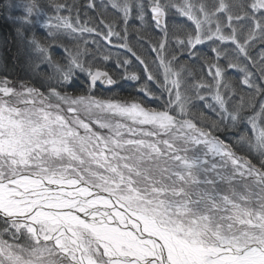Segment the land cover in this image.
<instances>
[{
    "label": "snow or ice",
    "instance_id": "obj_1",
    "mask_svg": "<svg viewBox=\"0 0 264 264\" xmlns=\"http://www.w3.org/2000/svg\"><path fill=\"white\" fill-rule=\"evenodd\" d=\"M4 7L0 264H264V0Z\"/></svg>",
    "mask_w": 264,
    "mask_h": 264
},
{
    "label": "trees",
    "instance_id": "obj_2",
    "mask_svg": "<svg viewBox=\"0 0 264 264\" xmlns=\"http://www.w3.org/2000/svg\"><path fill=\"white\" fill-rule=\"evenodd\" d=\"M6 1L8 0H0V4L2 5ZM0 40L3 45L1 50L3 71L1 70L0 76L8 75L13 79L24 77L27 70L25 53L17 46V42H20L16 40L13 29L7 24H4L3 27L0 25Z\"/></svg>",
    "mask_w": 264,
    "mask_h": 264
},
{
    "label": "rangeland",
    "instance_id": "obj_3",
    "mask_svg": "<svg viewBox=\"0 0 264 264\" xmlns=\"http://www.w3.org/2000/svg\"><path fill=\"white\" fill-rule=\"evenodd\" d=\"M7 3H8V1H6V3L4 2L2 5L0 4V16H1L0 17V25H1V27H3L4 24H7L8 26H10L13 29L16 40L20 42V43L17 42V46H19V49L21 51H24V53H25L24 58L26 60L25 62L28 63V57H27V53L25 51L24 42L22 41V39L20 37H18V35L15 31V27L13 26L11 21H9L7 19V13H6V9L4 7ZM177 19L179 20L181 18L177 17ZM2 47H3V45H2L1 40H0V72H1V70L3 71L2 54H1L2 53V51H1ZM44 67H46V66H44Z\"/></svg>",
    "mask_w": 264,
    "mask_h": 264
}]
</instances>
